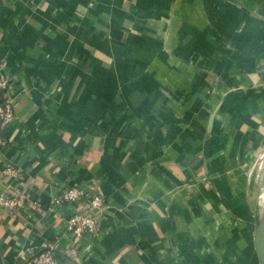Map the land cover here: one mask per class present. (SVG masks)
Instances as JSON below:
<instances>
[{"label":"crops","instance_id":"obj_1","mask_svg":"<svg viewBox=\"0 0 264 264\" xmlns=\"http://www.w3.org/2000/svg\"><path fill=\"white\" fill-rule=\"evenodd\" d=\"M2 63L0 194L28 202L0 208V264H259L264 0H0ZM75 183L104 199L78 261L48 208Z\"/></svg>","mask_w":264,"mask_h":264},{"label":"built area","instance_id":"obj_2","mask_svg":"<svg viewBox=\"0 0 264 264\" xmlns=\"http://www.w3.org/2000/svg\"><path fill=\"white\" fill-rule=\"evenodd\" d=\"M37 0H30L35 4ZM4 63L0 64V147L5 146L2 130L16 119L14 111L15 100L11 93L10 78L5 72ZM20 170L14 163L8 162L1 172V176L18 179ZM25 194L16 191L0 194V208L15 212L27 205ZM72 205L74 212L66 220L65 230L70 235L69 245L62 251L64 256L73 261L79 259V247L88 236L99 233V225L95 219L96 214L104 208V199L94 184L82 185L75 183L64 188L61 193L49 202L48 208H56L62 205ZM39 206V204H37ZM28 264H60L56 251L52 246L45 248L40 253L31 257Z\"/></svg>","mask_w":264,"mask_h":264},{"label":"water","instance_id":"obj_3","mask_svg":"<svg viewBox=\"0 0 264 264\" xmlns=\"http://www.w3.org/2000/svg\"><path fill=\"white\" fill-rule=\"evenodd\" d=\"M254 247L258 263L264 264V208L262 214L256 219Z\"/></svg>","mask_w":264,"mask_h":264},{"label":"rangeland","instance_id":"obj_4","mask_svg":"<svg viewBox=\"0 0 264 264\" xmlns=\"http://www.w3.org/2000/svg\"><path fill=\"white\" fill-rule=\"evenodd\" d=\"M263 199V202H262V209L264 208V198H262Z\"/></svg>","mask_w":264,"mask_h":264},{"label":"bare ground","instance_id":"obj_5","mask_svg":"<svg viewBox=\"0 0 264 264\" xmlns=\"http://www.w3.org/2000/svg\"><path fill=\"white\" fill-rule=\"evenodd\" d=\"M263 198H264V195H263Z\"/></svg>","mask_w":264,"mask_h":264}]
</instances>
